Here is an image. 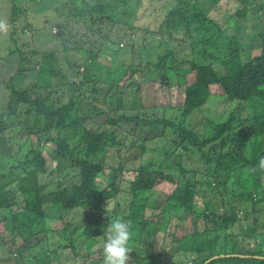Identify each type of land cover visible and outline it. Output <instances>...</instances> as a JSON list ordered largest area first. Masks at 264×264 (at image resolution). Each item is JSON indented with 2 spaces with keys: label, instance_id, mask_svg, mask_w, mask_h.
Returning <instances> with one entry per match:
<instances>
[{
  "label": "trees",
  "instance_id": "16d2710c",
  "mask_svg": "<svg viewBox=\"0 0 264 264\" xmlns=\"http://www.w3.org/2000/svg\"><path fill=\"white\" fill-rule=\"evenodd\" d=\"M93 1L97 3L68 0L62 14L94 23L97 31L102 32L104 28L103 37L116 47L119 43L128 44L126 31L116 24L132 25L128 17L133 0H123L121 5L117 0ZM219 1L165 0L158 24L162 49L158 50L156 45L152 58L144 59L148 72L153 69L152 73L162 80L167 78L169 70L183 76L184 98L179 105L181 112L176 116H147L139 112L138 83L132 89L124 86L136 72L137 66L133 63L105 64L101 74H97L98 47L92 39L89 41L93 44L82 41L83 45L76 47L79 53L87 54L82 63L75 64L79 78L67 79L51 48L40 55L36 79L31 81L46 93L33 91L27 84L22 87L11 82L9 98L0 104V218L2 232L11 235L14 249L10 248V254L18 255L12 264H22L18 258L24 256L23 246L14 243L15 237L27 243L44 230H52L47 218L61 219L65 227L62 230L67 231L68 223L64 220L70 208L90 207L97 224L106 221L107 225L110 214L105 202L122 191L123 181L132 198L129 211L120 218L131 224L128 257L134 264L168 262L172 249L173 254L190 253L191 264H264V168L259 166L264 159V27L246 34L245 39H260L257 43L260 51L250 56L240 43V24L237 23V28L241 30L235 27L229 31L209 15L211 10L218 9ZM238 1L241 7L234 12L235 18L252 16L264 6V0ZM53 6H58V2ZM15 12L16 5H13L9 23L15 22ZM87 18L91 21H86ZM104 19L110 24L100 29L99 20ZM57 25L60 27L57 35L64 36L68 21ZM180 31L192 38V50L189 57L179 59L176 48L165 37L174 38ZM67 48L63 43L62 50ZM24 53L19 50L21 61L25 59ZM66 63L71 61L66 58ZM140 68L144 71L145 66L140 63ZM54 75L65 79L66 92L51 88ZM104 86H108L106 91ZM211 94L225 97L230 107L219 119L206 117L205 130L200 133L189 127L187 119ZM95 101L107 107L102 108ZM83 103L90 107L82 106ZM158 126L162 130L154 134L153 128ZM126 130L132 133L131 138ZM153 138L162 142L152 149L163 151L164 158L169 159L165 165L160 162L157 165L150 158L134 167L125 166L124 156L131 163L140 161L149 149L145 141ZM34 141L37 146L33 145ZM43 141L51 145L54 156L42 153L39 144ZM187 149L200 151L206 160L200 178L192 176L195 170L183 166L181 150ZM109 153L111 158L104 160V155ZM114 153L117 159L112 157ZM52 167L58 174L73 169L75 178L65 174L48 188L51 183L42 182L40 175L54 174ZM174 167L176 172H170ZM124 171L132 173L130 179L122 178ZM198 187L210 188L214 197H221V211H214L215 205L206 192L202 193L204 207L198 209L194 200ZM159 188L167 190L163 201H158L161 214L167 218L166 224L147 218L145 202L137 201L143 192L146 196L154 193L151 204L155 207ZM45 203L53 206L57 216L45 212ZM235 205L246 209L249 206L251 218L244 227L239 224L240 231L232 234L230 226L240 219L234 212ZM174 210H186L191 215L189 227L192 229L177 236L172 249L166 248L163 238L162 252L156 251L153 237L159 230L165 233V225L177 214ZM94 230V236L103 234L95 226ZM136 238L139 244L134 242ZM37 255L46 257L45 251ZM43 264L51 263L45 259Z\"/></svg>",
  "mask_w": 264,
  "mask_h": 264
},
{
  "label": "rangeland",
  "instance_id": "374dc122",
  "mask_svg": "<svg viewBox=\"0 0 264 264\" xmlns=\"http://www.w3.org/2000/svg\"><path fill=\"white\" fill-rule=\"evenodd\" d=\"M117 1L120 5L123 3V0ZM54 2H58V6H53ZM87 3L93 5L97 2L87 0ZM67 4L68 0H0V104L9 98L8 93L10 92L9 85H11V82L15 86L22 87L27 84V86L30 85L28 88H31L33 91L42 94L46 93L45 89L40 88L38 84L34 85V83H31V81L36 79L37 69L40 66L39 58L44 50L53 48L55 58L59 62L62 73L68 80L77 79L78 74L75 73V64L82 63V60L87 54L79 53L76 47H81L83 45L82 41L87 42V44H93L89 41V39H92L98 47V65L95 66V68H98L97 74H101L103 65H109L112 62L115 66L120 65L121 62H131L137 66L136 72L126 81L124 86L132 89L135 86V82L138 83L139 106L136 107L139 112H144L147 116L153 114L156 116L163 115V117L176 116L181 112L179 105L184 98L183 76H176V73L175 75L172 70H169L167 71V78L162 80L158 74L155 75L152 73L153 69L148 72V67L145 65L146 59H144L145 57L152 58L156 45L158 50L162 49V46L159 44L160 31L158 30V24L163 16L166 4L165 0H140L139 2L133 0V3L129 6L132 10L131 15L128 17L132 21V25L128 26L122 22L116 24L117 28L126 31L129 43H125L122 46L119 43L117 47L110 40L103 37V31L105 30L103 26L110 24V22L105 19L99 20L100 23L98 25L100 29L103 28V31L94 30V23L80 22L83 21L81 18L75 19L71 18V16L68 18L69 16L62 14L61 10ZM13 5H16V19L15 22L9 23V19L12 17ZM237 7H241L238 0H220L218 9L211 10L209 15L223 27H228L229 31L231 29L234 31L235 27L237 28V23L240 24L242 31L239 33V39L242 48L250 56L255 55L260 51V47L257 44L260 42V39L257 37H247L245 39V37L248 31L258 30L264 27V6L260 11L246 18H235L233 16ZM67 21L68 28L63 31L64 36L57 35L60 29L57 24L67 23ZM86 21H91V19L87 18ZM68 31L71 33H68ZM165 39L171 46L176 48L179 59L185 56L189 57L190 51L192 50V38L188 37L183 31L176 33L174 38L169 39L166 36ZM69 40L71 41L70 44L67 42ZM63 43H66L68 47L67 51L62 50ZM19 50L26 52L24 53V57L28 59V62L25 59L23 61L20 60ZM32 50H38V52L33 54L31 53ZM114 51H117V54L112 56ZM145 53L147 55L143 56ZM66 58L71 61V64L66 63ZM140 63L145 66L144 71L140 68ZM93 78L100 81L97 76ZM8 80L11 81L9 82ZM64 80L63 78H59L58 75H54L52 77L51 88L66 92ZM102 84L106 83L102 82ZM107 89L108 86H104V91ZM101 93L105 94L103 91ZM216 95L211 94L200 109L190 114L187 123L191 129L203 133L206 117L208 119H219L222 114L228 111L230 107L229 101L225 97H218ZM66 97L67 94L65 93L64 98L66 99ZM96 104L102 106V108L107 107L99 101ZM82 106L90 107L87 103H83ZM0 111H2L1 108ZM160 130H162L160 126L153 128L154 134H159ZM126 134H128V137H132V133ZM145 143L149 149L143 153L140 161L136 159L131 163L124 156L125 166L128 168L134 167V165L137 166L138 162H143L150 158L157 165L158 162L165 165L169 159L164 158L163 151L160 148L152 149L156 144L161 145V140L153 138L152 140L145 141ZM33 145L37 146L35 141ZM208 146L206 145V147ZM177 147L179 148V145ZM39 148L42 149V153L47 157L54 156V151L48 142H41ZM181 151L183 152V166L196 171L192 175L193 177H202L200 175L205 171L206 160L201 157L200 151L191 149ZM111 154H105L104 160L111 158ZM112 157L117 159L115 153ZM50 170L54 174L47 172L40 175L42 182L51 183L48 185V188L56 184V178L64 177L65 174H67V177L75 178L73 169L67 170L65 174H58L54 167L50 168ZM169 171L174 173L176 172V168H170ZM131 176L132 173L124 171L122 178L128 180ZM210 180L212 179L210 178ZM121 189L122 191H118L117 196L105 202V207L110 214L109 219L120 218L121 215L129 211L132 197L125 181L122 182ZM159 189H157L155 207L151 204L155 200L154 193L146 196L143 192L138 196L137 201L141 203L142 201L145 202L146 209L144 214L147 218L152 220L156 219L159 220V223L166 224L167 218L161 214V205L158 201L159 199L160 202L163 201L162 198H165L167 190ZM197 192L194 200L198 209L202 210L204 207L202 193L206 192L207 196L212 200L213 205H215L214 211H221V197H214L210 188L198 187ZM159 194L160 196H158ZM44 206L47 214L57 216L58 212L50 203H45ZM234 208L236 209L234 212L237 213L240 219L238 220L239 222L230 226L229 229L232 234L240 231L239 224L244 227L249 222L248 219L251 218L249 206L246 209L244 206L235 205ZM174 212L177 214L168 221L167 226L165 225V233L159 230L153 237L154 242L152 244H154L156 251L162 252L160 246L163 238L166 248L169 249L171 247L170 249H172L176 245L178 237H181L186 231L192 229L189 227L191 215L186 210H174ZM246 213H248L247 219H243ZM66 215L67 218L64 221L68 223L67 231L62 230L64 222L61 219L55 220L47 218L48 224L53 226V229L51 228L52 230H44V232L39 233L38 237H31L27 243H23L19 237L14 238L16 245L23 246L24 256L18 258L22 264H43L45 259L51 264H104L102 252L104 235L95 234L94 236L93 234L95 231L94 226L103 232V228L107 226L105 225L106 221L97 224L94 210L90 207L70 208ZM2 223L3 220L0 218V264H12L18 255L14 253L10 254V248L12 246L11 235L7 231L2 232ZM172 233L174 236H171ZM67 236L68 239H66ZM239 238L240 235H238ZM134 242L139 244L137 238ZM258 242L262 243L261 239ZM40 251H45L46 257L38 256L37 252ZM167 252L169 254V251ZM170 252L171 255L168 257V262H162L161 260V264H191L190 253L173 254V249ZM131 261L128 259L126 264H134Z\"/></svg>",
  "mask_w": 264,
  "mask_h": 264
},
{
  "label": "clouds",
  "instance_id": "9594fccd",
  "mask_svg": "<svg viewBox=\"0 0 264 264\" xmlns=\"http://www.w3.org/2000/svg\"><path fill=\"white\" fill-rule=\"evenodd\" d=\"M259 166L264 168V159ZM104 240L102 245L104 264H126L129 257V241L131 237V224L122 218L108 219L107 226L103 228Z\"/></svg>",
  "mask_w": 264,
  "mask_h": 264
}]
</instances>
